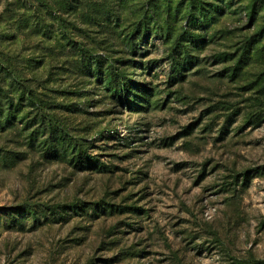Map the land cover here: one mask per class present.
<instances>
[{
    "label": "rangeland",
    "instance_id": "rangeland-1",
    "mask_svg": "<svg viewBox=\"0 0 264 264\" xmlns=\"http://www.w3.org/2000/svg\"><path fill=\"white\" fill-rule=\"evenodd\" d=\"M0 264H264V0H0Z\"/></svg>",
    "mask_w": 264,
    "mask_h": 264
}]
</instances>
